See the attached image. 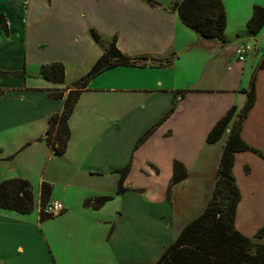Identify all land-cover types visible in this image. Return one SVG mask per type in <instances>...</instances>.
Wrapping results in <instances>:
<instances>
[{"label":"crops","instance_id":"0c3cea01","mask_svg":"<svg viewBox=\"0 0 264 264\" xmlns=\"http://www.w3.org/2000/svg\"><path fill=\"white\" fill-rule=\"evenodd\" d=\"M152 1L0 0L9 28L6 35L0 27V71L24 72L0 77V183L29 181L37 209L34 217L35 210L0 208L1 264H156L208 206L236 117L218 142L207 137L232 107L243 109L253 78L257 100L242 138L264 155V28L254 36L247 27L264 0H222L225 42L185 26L175 10L183 0ZM92 31L107 45L116 40L125 56L146 60L89 82L69 119L67 152L57 156L45 138L64 100L49 93L70 92L102 56ZM242 45L250 51L240 62ZM154 60L171 62L160 67ZM54 62L65 66L63 84L40 75L42 65ZM31 66L35 74L27 72ZM176 161L188 175L170 189ZM233 173L242 194L235 226L254 239L264 225V158L236 153ZM43 183L53 186L50 202L66 208L57 221L41 219ZM246 190L260 199L249 222L240 219ZM104 196L113 199L100 208L87 205Z\"/></svg>","mask_w":264,"mask_h":264},{"label":"trees","instance_id":"16d2710c","mask_svg":"<svg viewBox=\"0 0 264 264\" xmlns=\"http://www.w3.org/2000/svg\"><path fill=\"white\" fill-rule=\"evenodd\" d=\"M147 1L152 5L156 4L152 0ZM175 10L182 23L202 37L207 39L218 38L225 42L224 33L227 28V13L222 0H183L176 4ZM0 27L6 35L9 34L7 19L1 11ZM247 27L254 36L263 30V6H254ZM92 35L95 41L101 44L100 36L94 31H92ZM103 50L102 56L92 69L73 85L70 92L67 94L65 91L49 93L50 97L54 99L64 100L63 112L51 118L50 127L45 138L46 143L57 156H63L67 152L71 138L69 119L89 82L109 69L117 66L138 67L142 66L140 63L142 60H146L125 56L117 48L116 40ZM154 62L161 67L171 61L154 60ZM154 62H152V65H155ZM261 68H264V59ZM40 75L53 84H63L66 79V69L64 64L59 62L45 64L40 67ZM1 76H24V72L0 71ZM245 92L248 98L243 109L237 113V107H232L216 123L207 137L209 143L218 142L236 117L222 153L213 195L208 206L198 218L185 227L177 240L164 252L156 264H264V244L254 240L264 238V225L257 231L254 239L243 235L235 226L238 206L242 200V194L233 173L235 155L239 152L250 151L264 158L260 150L250 146L242 138L244 121L257 100L255 78L252 79L249 89ZM174 110L175 107L172 108L170 113ZM167 116L138 141L136 148L153 134ZM130 166L128 164L120 171L121 179L118 194L125 191L124 182ZM187 175L184 165L178 161L174 162V174L170 189L183 181ZM51 195L52 186L43 183L40 195L42 210V212L40 210V216L43 221L54 218L43 213V209L50 202ZM112 199L111 196L98 197L93 201H89L87 205L100 208ZM0 208L23 215L32 214L35 210V200L31 183L20 178L2 181L0 183Z\"/></svg>","mask_w":264,"mask_h":264},{"label":"rangeland","instance_id":"374dc122","mask_svg":"<svg viewBox=\"0 0 264 264\" xmlns=\"http://www.w3.org/2000/svg\"><path fill=\"white\" fill-rule=\"evenodd\" d=\"M232 35H230V37L232 36L233 37V32L234 30L232 29L231 30ZM108 43H105L104 41L101 42L100 44V47L102 49H105L106 47L105 46H110V45H107ZM110 44V43H109ZM253 45V44H252ZM29 74H35L36 73V69H35V66H31L28 68V71H27ZM52 191H53V186H52ZM258 191V190H257ZM254 194V196H249V192L248 190H246V194L244 196V201H245V204H244V207L241 208V214H240V219L243 220L244 222H249V220L251 219V217L254 216V214H256V210L258 209V204L255 203L256 200L260 201V199H258L259 197V194L258 192H255L252 193V195ZM36 195V200H38V196H37V193L35 194ZM93 201V200H92ZM60 202V201H59ZM250 209V210H254V213H251V212H248L247 210ZM36 212H37V209L35 208V213H34V217H36ZM60 216H56L53 218V220L57 221V219L59 218ZM55 225H56V222H55Z\"/></svg>","mask_w":264,"mask_h":264},{"label":"built area","instance_id":"2783aa9c","mask_svg":"<svg viewBox=\"0 0 264 264\" xmlns=\"http://www.w3.org/2000/svg\"><path fill=\"white\" fill-rule=\"evenodd\" d=\"M249 51H250L249 46L246 45L240 46L236 51L238 60L240 62L245 61V57ZM65 209L66 208L62 202L53 201V202H49L45 206V208L43 209V213L49 217H56V216H60L65 211Z\"/></svg>","mask_w":264,"mask_h":264}]
</instances>
